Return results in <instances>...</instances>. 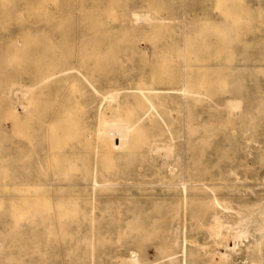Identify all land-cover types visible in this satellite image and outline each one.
I'll list each match as a JSON object with an SVG mask.
<instances>
[{"label": "rangeland", "instance_id": "obj_1", "mask_svg": "<svg viewBox=\"0 0 264 264\" xmlns=\"http://www.w3.org/2000/svg\"><path fill=\"white\" fill-rule=\"evenodd\" d=\"M71 38L91 56L25 123L15 76ZM24 243L9 264H264V0H0V253Z\"/></svg>", "mask_w": 264, "mask_h": 264}, {"label": "bare ground", "instance_id": "obj_2", "mask_svg": "<svg viewBox=\"0 0 264 264\" xmlns=\"http://www.w3.org/2000/svg\"><path fill=\"white\" fill-rule=\"evenodd\" d=\"M71 37H72V34L70 35ZM18 39H19V37H18ZM90 39H92V37L90 38ZM69 40H70V38H69ZM18 41H20L21 42V40H18ZM72 43V38H71V41H69V42H67L66 41V43L64 44V45H62V47H63V52H59V53H57V54H51L50 52H49V55H48V57L47 58H43V59H41L40 61H38L36 64H34L35 66H34V70L33 71H31L30 69H28V70H26L27 71V74L26 75H16L15 76V78H18V79H20L19 80V83H18V87H17V92H16V95H17V97L19 96V95H21V96H23V97H25V98H27L28 99V106L27 107H22V106H20L19 104H16L15 105V109H17L18 111H20V110H23V113H24V117L23 118H25L24 120H25V123H31V122H33V120H34V116H35V110L34 109H32L31 110V108L32 107H36L37 108V106L38 105H40L41 107H46V109L47 110H51V109H49L48 107H49V105L51 106V104L50 103H48V101L47 100H45L43 103H41V100H42V98H44L45 96H44V94L46 93V92H50L51 90H54L55 88H54V86L53 85H51V81H52V79H51V77H53L54 75H59L58 76V78H57V80H56V84H61L62 82H64V81H67V80H69L70 79V76H68V71L70 70L69 68H66V67H63L62 66V64L63 63H65V62H69L71 59H80L81 58V64L82 65H84L85 63H84V60L86 59V58H89V56H91V52L93 51V46L91 47H89V46H84L83 47V52H82V54H78L77 52L75 53V52H73V51H71V49H70V47L72 46V48H76V46L78 45L77 43H75V41H74V43H73V45L71 44ZM25 49H26V47H25ZM198 57V56H197ZM244 60V59H243ZM201 66H203V64L201 65ZM237 73V72H236ZM237 75H238V73H237ZM172 76V74L171 75H169V74H167L165 77L166 78H168V77H171ZM21 79H25V81H23V80H21ZM18 82V80H15V82H13V80H12V84H15V83H17ZM25 82V83H24ZM7 88V87H6ZM5 88V89H6ZM9 89V90H8ZM8 89H6V91L8 90V94L9 95H11V87H8ZM169 90H171V89H169ZM6 91H4V92H6ZM4 92H2V93H4ZM19 92V93H18ZM150 92V91H149ZM190 92H193L191 89H190V87L189 88H187L186 90H184V93H182V96H186V95H188V93H190ZM5 94V93H4ZM4 94H1V97L4 95ZM8 94H6V95H8ZM141 94H144V95H147V94H151V93H147V92H143L142 91V93ZM5 95V96H6ZM5 96H3V98L5 99ZM6 97H8V99L7 100H9V98L11 99V96H6ZM48 97V96H47ZM40 99V100H39ZM12 101H13V98H12ZM51 101V100H50ZM49 101V102H50ZM241 102H242V100H236V99H231V100H228L227 101V103H226V105H227V107H228V109L230 108L232 111H236V110H238V109H240L241 108ZM41 103V104H40ZM52 109H54L55 110V108H52ZM242 111V110H241ZM16 117H17V114H16ZM23 120V121H24ZM22 121V124L24 123ZM125 129V128H124ZM123 129V130H124ZM53 137H56V134L54 133L53 134ZM171 151V150H170ZM21 152V151H20ZM19 152V153H20ZM22 153V152H21ZM24 154V153H23ZM168 155L170 154V153H167ZM31 155L32 154H30V152L29 153H27V155H26V157H25V160H27V159H29L30 157H31ZM166 156V155H165ZM16 157H18L20 160L22 159V157L23 156H20L19 154L16 156ZM85 164V163H84ZM191 183V182H190ZM187 184V183H186ZM202 185H205V184H202ZM193 189H199V190H204L205 188H193ZM184 190H185V188H184ZM186 196V195H185ZM217 201V200H216ZM217 203H219V202H217ZM179 206H180V204H179ZM206 212V204L204 203V200H202V201H200L198 204H197V206L195 207V209H194V211L192 212V215H191V217L192 218H195V219H197V218H200V217H202V215L204 214ZM239 214H241V213H243V211H239L238 212ZM137 215V214H136ZM186 215V214H185ZM241 216V215H240ZM136 217V216H135ZM217 217V216H216ZM246 219V218H245ZM245 219L243 220V222H244V224H246V221H245ZM216 220H217V228H216V230H215V234L218 236V237H220L221 238V243H224V246H225V250H236L237 248H238V240L239 239H242V238H244V237H246L247 235H248V231L246 230L247 229V226L246 225H242V221L241 220H239V223L243 226V228L242 229H239L238 230V228H240V225H239V227H237V230L235 229V231L234 232H232L233 234L231 235V233H230V231H229V235H231V237L233 236V240L235 241V243H234V245L233 246H231L230 245V243H228V241L227 240H225L224 238H228L227 236H225V234H224V223H222L221 221H220V219L219 218H216ZM173 225V224H172ZM201 226V225H200ZM241 226V227H242ZM210 227H213V225L212 226H210ZM178 228V227H177ZM201 228H203V226H201ZM230 228H232L231 227V225H230ZM178 230H179V228H178ZM211 230H212V228H211ZM231 230V229H230ZM234 229L232 228V230L231 231H233ZM21 234V233H20ZM152 234V233H151ZM12 237V239L15 241V240H18L19 238H21L22 237V235L19 237L18 236V232H17V230H10L9 229V231H7V232H5V233H3V240H2V242L4 243V239H6L7 237ZM169 239V238H168ZM185 239V238H184ZM178 241L180 240V239H177ZM187 240V239H186ZM186 240H184L185 242H186ZM193 241V240H192ZM233 241V242H234ZM238 241V242H237ZM17 242V241H16ZM188 242V241H187ZM190 242H191V240H190ZM193 243H195L194 241H193ZM5 244V243H4ZM175 244H177V243H175ZM193 245V244H192ZM195 245H197V244H195ZM223 245V244H222ZM9 246V245H8ZM198 246V245H197ZM6 247V246H5ZM17 247H18V250L17 251H12L11 253H10V255H7V254H1L0 253V261H2L3 259H7V263L9 264V261H13L15 258V255H22V254H25V255H27V254H29L30 255V252H29V245L28 244H26V243H24V244H18L17 245ZM185 248V247H184ZM183 248V249H184ZM224 248V247H223ZM93 249V248H92ZM174 249V248H173ZM156 250V249H155ZM185 250V249H184ZM183 250V251H184ZM219 251V250H218ZM224 251V250H223ZM0 252H1V249H0ZM156 252V251H155ZM185 252V251H184ZM157 253V252H156ZM155 253V254H156ZM223 253V252H222ZM154 256H156V255H154ZM221 259L222 260H224V261H226L227 260V258H228V254L227 253H223V254H221ZM125 260V259H124ZM155 260V259H154ZM220 259H218L217 261H219ZM145 261V260H144ZM151 261H153V260H151ZM185 261V260H184ZM42 262H43V260H42V258H38V259H31V260H28V261H26V262H23V264H42ZM126 264H140L141 262H140V258H139V256L138 255H133L131 258H129V260H127V261H124ZM146 262H149V260L147 261L146 260ZM163 264V263H162Z\"/></svg>", "mask_w": 264, "mask_h": 264}]
</instances>
